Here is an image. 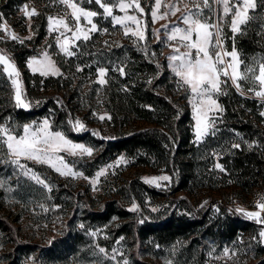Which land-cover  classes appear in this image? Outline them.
Here are the masks:
<instances>
[{
    "label": "trees",
    "instance_id": "obj_1",
    "mask_svg": "<svg viewBox=\"0 0 264 264\" xmlns=\"http://www.w3.org/2000/svg\"><path fill=\"white\" fill-rule=\"evenodd\" d=\"M256 3L257 9L251 10L242 31L232 37L230 31L228 34V49L235 47L243 60L264 58V18H260L264 0ZM25 4L37 12L31 17L33 35L0 40V46L21 71L24 98L30 107H17L10 80L0 66V125L19 129L49 117L54 130L95 148L91 158L68 157L86 176L123 155L131 166L168 173L171 184L161 189L133 177L120 185L110 183L108 189H114L111 198H90L47 165L23 161L44 184L17 174L7 162L6 148L0 146V177L10 176L16 196L47 207L59 220L57 233L46 242L22 234L20 216L8 211L0 190V237L7 246L0 251L2 264H107L112 260L99 248L109 254L118 240L129 245L135 264H151L143 258L146 252L167 255L169 264H207L212 246L215 253L237 249L233 258L222 259L220 264H264L261 224L210 193L203 204L191 199L202 190L218 191L225 186L233 187L238 196L258 190L264 196V118L260 116L264 101L243 96L228 81L222 86L225 94L218 97L222 113L214 134L196 142L186 94L177 87L159 44L151 43V30L139 43L130 42L128 36L117 44L103 42L101 34L95 33L79 43L72 57L52 49L64 74L43 77L30 72L26 64L47 45V18L60 12L63 4L60 0H0V17L20 35L29 30L27 18L19 10ZM83 5L98 10L94 1ZM106 23L110 28L111 23ZM116 65L124 69L123 75L113 70ZM100 66L109 69L106 83L99 89L98 82H93L84 91L81 85L87 78L94 79ZM97 89L101 92L95 102L92 98ZM102 112L105 119H96ZM80 113L86 124H94L76 132L72 124ZM233 144L240 147L233 148ZM216 163L224 171L216 169ZM130 205L137 210L130 211Z\"/></svg>",
    "mask_w": 264,
    "mask_h": 264
},
{
    "label": "snow or ice",
    "instance_id": "obj_2",
    "mask_svg": "<svg viewBox=\"0 0 264 264\" xmlns=\"http://www.w3.org/2000/svg\"><path fill=\"white\" fill-rule=\"evenodd\" d=\"M92 2L93 0H88V3ZM215 2L222 6L217 23L210 22L209 18L204 16V9L209 12H212L213 9L209 0H202L203 8L200 4H197L194 11H190L188 15L183 17L182 23L186 27L174 25L170 29L165 26L164 29L168 41H179V47L173 49L175 54L168 56L166 59L169 62L168 68L177 78V87L184 88L189 94V103L195 119L197 142L210 133L214 134L217 117L211 115V113L222 112L217 98L225 94L222 86L227 85L229 80L241 93L243 87L241 81L245 82L250 85L249 92H254L255 97L264 100V62L259 63L258 74L256 67L247 64H245L243 71H240V65L244 62L238 59L235 47L231 51L224 48V26L228 25L232 33L239 31L240 26L246 24L250 19L249 11L257 9L256 0H231V2L230 0H215ZM60 3L71 9V17L75 21L74 28L67 22V13H65V16L59 18L53 16L47 18L48 31L58 33L56 44L59 52L67 57H72L76 55L72 48L75 47L78 50L79 47L76 44L77 41L83 40L86 42L91 39V33H97L101 30L93 20L101 13L85 10L73 0H60ZM94 3L102 9L104 19L110 18L113 28L117 25L121 26L124 34L128 35L130 33L135 37L137 43L146 39L145 31L140 26V18L145 14V8L142 7L140 0H115V3L112 0H94ZM160 6V0H155L154 7L151 9L153 22L156 20L157 10ZM114 8L118 9L123 15L114 14ZM19 10L27 18L37 15L36 9L29 10L28 4H25ZM229 16H231L230 21L228 20ZM82 18L87 25L91 26L90 28L81 27L80 21ZM132 25L137 26L135 30H133ZM0 31H5L11 35L13 40L18 39L17 36L8 32L7 25L4 23H0ZM103 31L107 32L108 29L104 28ZM68 32L72 33L71 37L66 35ZM181 48L186 49V51L181 52ZM224 57L230 59L225 61ZM0 66H2V72L7 75L15 88L14 99L17 107L28 109L30 103L25 101L19 79L20 72L16 64L9 56L0 54ZM157 66L159 67V65ZM27 67L33 74L38 73L43 77L59 74L56 63L47 52L43 53L42 58L31 57L27 62ZM82 70V68L77 69V71ZM108 70L103 66L97 68L98 83L100 85L106 83L105 77ZM113 70L120 72L122 75L124 74V69L119 65L114 66ZM221 77H224V79H221ZM260 116L264 118V111L260 112ZM100 119L103 120L105 117L100 116ZM108 119H111V117H108ZM72 127L76 132L86 130L80 120H76ZM0 146L6 148V155L9 157L7 162L16 169L17 174L30 175L31 179L39 184H44V180L26 163H22V160L47 165L60 175L75 176L78 173L73 171V166L60 153L80 158L85 155L90 157L93 154L92 147L85 146L83 143H75L63 131L54 130L49 118H45L41 122L26 123L19 129L7 124L0 125ZM232 147L239 148L240 145L233 144ZM215 168L224 171L223 166L219 163L215 164ZM104 174V169L96 173L97 177ZM169 179V176L163 175L147 179L146 182L155 183L157 187H160L159 181H169ZM45 186L47 187V185ZM256 207L260 211H244L243 209H237V211L242 212L247 219L264 223V220H261L264 202L258 203ZM136 210L135 205L130 209V211ZM83 227L81 225V228ZM90 234L95 236L96 232ZM259 237L264 238V230L259 233ZM122 239L123 237H120V240ZM117 244H119V240ZM99 252L106 253V250L100 247ZM228 254L229 250L225 249L224 255L227 256ZM117 255H122V253L119 249L114 248L111 259L116 261ZM117 264H119V261H117ZM123 264H128V261L124 260Z\"/></svg>",
    "mask_w": 264,
    "mask_h": 264
},
{
    "label": "rangeland",
    "instance_id": "obj_3",
    "mask_svg": "<svg viewBox=\"0 0 264 264\" xmlns=\"http://www.w3.org/2000/svg\"><path fill=\"white\" fill-rule=\"evenodd\" d=\"M73 2L77 3L81 7L85 8V10H93V9L88 8V7L83 5L84 2H88V0H73ZM112 2L115 3V0H112ZM140 2H141L142 7L145 8V14L140 18L141 19V25L140 26L145 31L146 39L148 36V31L151 30V33H152V38L150 39L151 43H158L159 44L160 49H161V56L164 57L165 59L168 56L175 54L173 49L175 47H179V41L178 40H174V41H168L167 40V33L164 30L165 26H168L169 29L171 28V26H174V25H179L180 27H186V25H184L182 23L183 17L185 15H188L190 11H194L196 9L197 4H200L201 8H203L202 0H160L161 6L157 10V17H156L155 22H153L152 17H151V9H152V7H154L155 0H140ZM230 2H231V0H230ZM209 3L211 5V8L213 9V11L209 12L207 9H204L203 14H204V16H207L209 18L210 22L217 23L218 17L220 15L221 10H222V6L217 4L215 2V0H209ZM97 7H98V10H93V11H97V12L101 13V15L93 18V20L95 23H97L98 28L101 29L97 33L101 34L103 42L109 41L112 44H115V43L117 44V43H120L122 40H125V37H127V36L130 37V39H131L130 42H132V41L134 42V40H136L135 37H133L130 33L128 35H125L123 28L119 25H117L115 28H113L112 24H111L110 28H108L107 26H104L107 24L106 23L107 21H109L111 23L110 18L107 20L104 19L102 16V9H100L98 5H97ZM21 8H23V6ZM32 8H34V7L32 5H29V10H31ZM21 13L24 14L22 11H21ZM65 13H67V17H66L67 22L70 24V26H73V28H74L75 21L72 20L71 9H68L65 5L62 6V9L60 10V12H56L55 14H53L51 16L59 18L61 16H65ZM114 14L123 15V13H120L118 11V9H115V8H114ZM249 16H251V10L249 11ZM260 18L261 19L264 18V12H262V16H260ZM230 19H231V16L228 17L229 21H230ZM27 22H28V27H29L28 32L25 35H20V33L17 30H15L12 27V25L5 18L0 17V23L6 24L8 32L11 33L12 35L17 36L18 39L29 38L33 35L32 29L30 26L31 25V18H27ZM80 24H81V27H84V28H90L91 27L90 25L86 24V22L83 20V18L81 19ZM244 25H241L240 30L237 31L236 33H232L230 30V27L228 25L224 26V30L226 29L228 31V33L224 32V48L227 51H231L233 49V47L231 49H228V47H227V40L229 38L228 37L229 31L231 32V37H232L235 34L241 32ZM136 27H137L136 25H132L133 30H135ZM104 28H107L108 31L104 32L103 31ZM47 32H48L47 36L44 39V42L47 45H45V48L42 49L40 54L36 55V57L42 58L43 53L47 52L49 54L50 58L52 60H54V62L56 63V66L59 69V74L55 75V76H59L61 74H64V72H63L62 68L60 67V65L57 61V57H56V54L60 53L58 50L57 44H56V36L58 35V33H56V32L50 33L48 31V26H47ZM94 34L95 33H91V37ZM66 35L71 37L72 33L68 32V33H66ZM0 40H12V38H11V35L7 34L5 31H0ZM82 41L83 40L77 41L76 44L79 46V43ZM49 46H51V47H49ZM52 49L55 50L56 54L54 53V51ZM72 50L75 51L77 54V52H78L77 48L73 47ZM180 51L184 52V51H186V49L181 48ZM236 51L238 53V59L240 61L244 62L240 65V71H243L245 64H247L248 66L256 67L257 74H258V65H259V63L264 62V58L262 56H258V57H254V58L251 57L248 60H243L240 52L237 49H236ZM0 54L7 55L10 57V55L1 46H0ZM60 54H62V53H60ZM62 55L65 56L64 54H62ZM29 59H28V61H29ZM224 59H225V61H228L230 58L224 57ZM168 63L169 62L167 60V66H168ZM26 68L30 72H32L27 67V64H26ZM19 72H20L19 79L21 82L22 90H23V83L21 81V71L19 70ZM105 79L107 80V74H106ZM221 79H224V77H221ZM77 81L78 80L76 79L75 82H77ZM93 82H98V75H96L94 77V79H92L91 77L87 78L86 81L81 85L82 89L84 91H87L88 89L90 90L91 84H93ZM229 82L231 83L230 80H229ZM10 84H12L11 81H10ZM241 84L243 87H242V93L240 91H238L240 94H242L243 96H249V97L257 98V97H255L254 92L248 91V88L250 87V85L246 84L243 81H241ZM101 86H103V85L99 84V89H101L100 88ZM11 88L13 89V91L15 93V88L14 87H11ZM235 89H236V87H235ZM183 90L186 94V101L185 102L187 104V108H188L190 115L192 117L194 139L196 141L195 119H194V114L192 112L191 104L189 103V94L184 88H183ZM257 90H259V89H257ZM100 92H101V90H98V93L92 98V100L97 102V100L100 98ZM257 99L261 100L260 98H257ZM217 100H218L219 105L221 106V103H220L218 98H217ZM221 108H222V106H221ZM221 113L222 112L211 113V115L217 117L216 123L218 121V118L221 116ZM81 114L82 113L79 114L78 120H80L84 124L85 129L90 127L92 124H94V123H89V122L86 124V122H85L86 118L84 119L83 118L84 115H81ZM104 115H106V114L104 112H102V113L95 115V116L97 117L96 119H100V116H104ZM45 118H49V117H43L40 120H34V121L35 122H41ZM90 119L92 120L91 117H90ZM50 121H51V119H50ZM32 122L33 121L29 122L28 124H30ZM95 122H97V121H95ZM66 136L75 143H83V144H85V146L92 147L87 142L77 141V140L72 139L68 135H66ZM205 138H206V136L203 137L202 140H204ZM92 148H93V154H92V156H93L96 153V150L94 147H92ZM60 154L65 156L66 161L69 162L68 157H71V156L67 155L66 153H60ZM92 156L89 157V156L85 155L84 158H91ZM30 162L35 163L34 161H30ZM22 163H25V162H23V160H22ZM69 164L73 166V171L78 173V175L72 176V175H60L59 173L58 174L61 177L69 178L70 182L74 186L81 188V190H83V194L86 195L87 197H90V198H104V199L111 198L109 196H112L111 194H112V191H114V189H111V190H110V188L108 189V186L110 185V183H114L113 185H120V184L126 182L127 180H129L133 177H139L142 181L147 183L146 182L147 179L167 175L170 177L169 181H159L160 187H157L155 183H152V184L147 183V184L150 186L156 187V188H161V189L168 188L171 184V176L168 173L163 172V171H155L149 167L131 166L128 159L123 155H120V156L116 157L115 159L107 162L105 165L101 166L92 176H86L82 171L78 170L73 164H71L70 162H69ZM109 166H111V167H109ZM101 169L105 170V174L103 176L97 177L96 173L99 172ZM52 170L55 171L54 169H52ZM0 190H2L4 192L2 199H3V203L5 204V207L8 208V211H11L13 214H19V216H20V221H19L20 223L19 224L21 226L22 234H24L30 238H33L36 241L46 242L57 233V230L59 228L58 215L54 214V213L53 214L48 213V208L45 206H41V205L35 206L32 203L28 204L27 202H23L21 198H19L18 196H16L14 194L13 181H12L10 176L0 177ZM209 193L212 194L211 195L212 197L216 196V197L220 198L223 202L227 203V205L230 208H234L236 210L237 209H243L244 211H260L256 207V205L258 203L264 202V196L262 194H260L259 190L255 191L251 194H240L238 196L235 193V189H233V187H230V186L229 187L228 186L222 187L218 191L202 190L200 193L201 195H199L197 197L191 196V199L193 202H195L198 205L203 204L206 200V197L210 196ZM179 194H182V193H178V195ZM214 206L216 207V205H214ZM132 207H133V205L128 206V208H130V209ZM261 220H264V211H261ZM254 221L257 222L256 220H254ZM258 224L262 225L261 231L264 230V223H258ZM260 240L262 243H264V238L260 237ZM5 248H7V246L3 245V242L1 241V237H0V251L4 250ZM114 248L119 249L120 252L122 253V255H117L116 261H114L111 259L112 252L109 254L105 253L104 256L108 257L110 260H112V262L107 263V264H117V261H119V264H123L124 260H127L128 264H135L132 261V258L130 256V247L125 241H119V244H117V242H116ZM226 249L229 250V254L227 256L224 255V251L222 253H215V250L213 252V255L217 256V258H219V259L221 258V260L222 259L226 260L229 258H233L235 256V254L237 253V249H235V248L231 251H230V248H226ZM166 257H167V255L156 256V255H151V254L146 252V253H144L143 258L145 260L151 262V264H169V260ZM0 264H2L1 261H0ZM82 264H101V263H99V262H87V263H82Z\"/></svg>",
    "mask_w": 264,
    "mask_h": 264
},
{
    "label": "built area",
    "instance_id": "obj_4",
    "mask_svg": "<svg viewBox=\"0 0 264 264\" xmlns=\"http://www.w3.org/2000/svg\"><path fill=\"white\" fill-rule=\"evenodd\" d=\"M11 87H14V86L11 84ZM225 249H226V248H225ZM225 249H224V250H225ZM214 250H215V247L212 246L211 251H210V253L208 254L207 264H220V260H221V258L219 259V258H217V256H214V255H213ZM224 250H223V251H224Z\"/></svg>",
    "mask_w": 264,
    "mask_h": 264
}]
</instances>
